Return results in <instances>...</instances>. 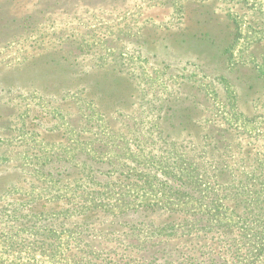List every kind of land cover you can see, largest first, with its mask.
I'll list each match as a JSON object with an SVG mask.
<instances>
[{
  "label": "rangeland",
  "instance_id": "rangeland-1",
  "mask_svg": "<svg viewBox=\"0 0 264 264\" xmlns=\"http://www.w3.org/2000/svg\"><path fill=\"white\" fill-rule=\"evenodd\" d=\"M0 264H264V0H0Z\"/></svg>",
  "mask_w": 264,
  "mask_h": 264
},
{
  "label": "trees",
  "instance_id": "trees-1",
  "mask_svg": "<svg viewBox=\"0 0 264 264\" xmlns=\"http://www.w3.org/2000/svg\"><path fill=\"white\" fill-rule=\"evenodd\" d=\"M94 210V209H93ZM92 212V211H91Z\"/></svg>",
  "mask_w": 264,
  "mask_h": 264
}]
</instances>
